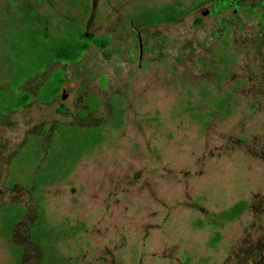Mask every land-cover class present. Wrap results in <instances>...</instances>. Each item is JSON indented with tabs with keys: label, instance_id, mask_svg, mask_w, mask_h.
Listing matches in <instances>:
<instances>
[{
	"label": "rangeland",
	"instance_id": "1",
	"mask_svg": "<svg viewBox=\"0 0 264 264\" xmlns=\"http://www.w3.org/2000/svg\"><path fill=\"white\" fill-rule=\"evenodd\" d=\"M0 89V264H264V0H0Z\"/></svg>",
	"mask_w": 264,
	"mask_h": 264
},
{
	"label": "trees",
	"instance_id": "2",
	"mask_svg": "<svg viewBox=\"0 0 264 264\" xmlns=\"http://www.w3.org/2000/svg\"><path fill=\"white\" fill-rule=\"evenodd\" d=\"M182 15V11H177L174 6H167L161 10H151L146 13V19L150 23H161V22H172L176 21L179 16ZM200 23V19L195 20L194 24ZM32 44L35 46L36 51L39 52L38 56L42 59L54 57L61 60L73 61L77 60L82 53L87 50L90 46L96 45L100 48H106L110 40L106 37H95L91 39H86L81 33H75L71 35H63L60 38H53L46 40L41 35H35ZM85 39V41H84ZM44 40V41H43ZM62 81L60 80V83ZM59 89H56L58 91ZM29 99L27 94H22L19 97H15L7 105L1 106L2 102L5 100L3 91L0 89V109L4 111L14 110L23 106ZM98 136L92 132L85 136L87 142L94 141ZM40 191L39 186H35L32 190L33 196ZM245 207L244 203H239L235 205L231 210L224 212L223 216L227 220L234 218L236 215L240 214ZM22 209L16 204L13 207L6 208V214L4 216V223L8 227L9 231H12L15 225L20 221L22 217ZM211 222H219L216 219H212ZM47 230L46 222L44 217H42L38 223L32 228V241L36 242L41 237L43 238Z\"/></svg>",
	"mask_w": 264,
	"mask_h": 264
}]
</instances>
